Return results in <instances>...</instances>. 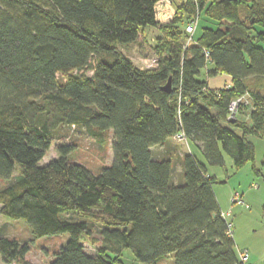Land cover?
Returning <instances> with one entry per match:
<instances>
[{"label": "trees", "instance_id": "1", "mask_svg": "<svg viewBox=\"0 0 264 264\" xmlns=\"http://www.w3.org/2000/svg\"><path fill=\"white\" fill-rule=\"evenodd\" d=\"M158 1L0 0V215L31 234L0 236L3 264H30V245L64 234L48 264H122L124 250L138 264H242L212 191L222 182L187 153L175 180L177 153L156 159L152 148L181 133L212 167L222 153L235 169L253 163L248 138L264 137V0H171L177 16L163 25ZM202 12L215 28L194 40L185 26ZM146 29L166 38L156 67L140 70L117 47ZM215 75L230 83L209 88ZM244 96L243 117L228 121ZM62 127L100 147L110 132L112 163L94 175L70 161L71 145L40 165ZM94 228L100 247L89 254L80 238Z\"/></svg>", "mask_w": 264, "mask_h": 264}, {"label": "rangeland", "instance_id": "2", "mask_svg": "<svg viewBox=\"0 0 264 264\" xmlns=\"http://www.w3.org/2000/svg\"><path fill=\"white\" fill-rule=\"evenodd\" d=\"M165 5L166 7H163L164 4H162L156 14V20L160 25L171 22L177 16L171 2ZM205 27L215 28V22L205 18L202 12L196 23L193 34L194 40L199 38L202 29ZM163 36L166 38L162 32L146 29L144 36L143 34L139 35L136 42L127 46L117 47V49L136 68L140 70L152 69L156 67L159 58L156 48L162 43L158 38ZM87 74L90 75L91 72L87 71ZM204 74L205 70H202V79H205ZM209 79L212 87L218 86L222 88L223 84L228 82L223 75L218 76L216 79ZM58 81L62 84L65 83V80L60 76H58ZM105 136L107 139L106 144L100 147L82 129L62 127L56 131L53 142L41 160L40 165H46L57 159V147L73 145V151L69 155L70 161L83 165L92 174L98 175L102 168L110 165L113 160L111 149L112 135L109 132ZM248 140L254 145L255 149L253 163H246L240 169H235L230 157L223 154L224 165L222 167H212L207 163H204V165L211 176L216 175L218 177L214 178L217 182H222L214 184L213 191L215 196L221 201L222 205L220 204V208L223 212L230 213L229 216L226 215V219L232 226L231 233L236 244V253L247 251L248 256H251L254 263L264 264V180L262 176H257L252 171L255 168L261 174L264 173V137L251 136ZM176 142L181 150L187 151V140ZM190 151L197 153L193 149H190ZM197 156L202 161L204 160L200 154L198 155L197 153ZM248 172L250 175L246 180L245 176ZM173 175L175 180L181 178V170H178L176 162L174 163ZM251 183L256 188L250 187ZM235 193L241 195V200L247 205V208L232 203V197ZM72 221L79 222L83 220L76 218ZM0 236L21 242L26 241V243L31 238L29 227L23 220H12L1 215ZM67 240L68 236L66 234L40 238L29 246L30 249L25 258L30 264H48L53 259V254L57 253L66 244ZM80 240L85 251L89 254H94L100 247V238L95 228L90 236L82 235ZM129 258H131L130 252L124 250L123 258H120V262L125 264V261H128L129 264H138ZM0 264H3L1 260ZM163 264H169V262H164Z\"/></svg>", "mask_w": 264, "mask_h": 264}, {"label": "crops", "instance_id": "3", "mask_svg": "<svg viewBox=\"0 0 264 264\" xmlns=\"http://www.w3.org/2000/svg\"><path fill=\"white\" fill-rule=\"evenodd\" d=\"M169 3L171 2V0H169L168 1ZM218 76H220V75H215V76H211V77H208V78H206V81H207V84H208V87L209 88H211V89H218V88H220V87H218V86H216V87H212V86H210V82H209V78H214V79H216ZM222 76V75H221ZM224 77H225V79L226 80H228V82L227 83H224L223 84V86L224 85H226V84H229L230 83V78L228 77V76H225V75H223ZM222 86V87H223ZM254 146V145H253ZM180 146H179V144L176 142V140L174 139V138H172L170 141H169V143L168 144H166V145H164V146H156V147H154V148H152V153H153V155L156 157V159H161V158H166V157H170V156H174V154L175 153H177L176 154V158H177V163H176V165H177V167H178V170H181V163H180V161H181V158L183 157V155L184 154H191V155H194L196 158L198 157L197 156V153H198V155L200 154L201 156H202V154H201V151L199 150V148H197L194 144H192V143H190L188 140H187V151L186 152H184L183 150H181L180 148H179ZM189 147H190V149L192 150H194L195 152H197V153H193L192 151H190V149H189ZM222 155H223V153H222ZM254 155H255V149H254ZM203 157V156H202ZM198 159V161L205 167V165H204V163H206V161L205 160H201V159H199V158H197ZM204 159V158H203ZM247 169V168H246ZM245 170V169H244ZM244 170H242V171H244ZM241 171V172H242ZM253 171V170H252ZM205 172H206V175L208 176V177H213V178H216L217 176L216 175H210L209 174V172L207 171V168L205 167ZM249 172H248V174H246V176H245V178H246V180L249 178ZM218 178V177H217ZM253 186H255V185H253V183H251L250 184V187H252L253 188ZM213 188H214V186L212 185V191H213ZM213 193H214V196H215V192L213 191ZM215 199H216V201H217V204H218V206H219V209H220V211H221V213H225V214H228V216H229V214L230 213H227V212H223V210L220 208V204H221V201L215 196ZM222 205V204H221ZM233 238V237H232ZM235 247H236V244H235ZM240 253V252H239ZM239 253L237 254V256H239ZM125 264H129V262L128 261H125ZM247 264H256V263H254L253 262V259L251 258V256L249 255L248 256V262H247Z\"/></svg>", "mask_w": 264, "mask_h": 264}, {"label": "built area", "instance_id": "4", "mask_svg": "<svg viewBox=\"0 0 264 264\" xmlns=\"http://www.w3.org/2000/svg\"><path fill=\"white\" fill-rule=\"evenodd\" d=\"M166 3L169 4V2L167 0H159L156 5H155V12L157 14V11H158V8L164 4L163 7H166ZM166 9V8H164ZM157 17V15H156ZM196 23H197V20L194 21V22H190L186 28H185V31L186 33L189 35V37H191L194 33V30H195V27H196ZM188 41H190V38L188 39ZM246 98V96L244 97H240V98H237L235 100H232L229 105H228V114H227V120H239L241 119V117H243L242 115L239 114V106L244 102ZM251 109H249L250 111ZM175 139L176 141L178 142H182L185 139V137L183 136V134H178L175 136ZM254 188H256L255 186H253ZM241 195H239L238 193H235L232 197V203L233 204H236V205H240V206H244L245 208H247V205L244 204V202L241 200ZM222 217L225 219L226 221V228H227V234L230 235L231 234V223L226 219V217L228 216V214H223L221 213ZM227 215V216H226ZM239 261L242 263V264H247L248 262V253L247 251H242L239 253Z\"/></svg>", "mask_w": 264, "mask_h": 264}, {"label": "water", "instance_id": "5", "mask_svg": "<svg viewBox=\"0 0 264 264\" xmlns=\"http://www.w3.org/2000/svg\"><path fill=\"white\" fill-rule=\"evenodd\" d=\"M169 88H170V80L167 82V84L165 85L163 89L169 92Z\"/></svg>", "mask_w": 264, "mask_h": 264}]
</instances>
